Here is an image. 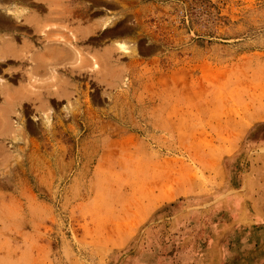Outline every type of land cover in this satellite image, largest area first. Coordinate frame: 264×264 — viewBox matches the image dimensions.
Wrapping results in <instances>:
<instances>
[{
	"label": "rangeland",
	"instance_id": "obj_1",
	"mask_svg": "<svg viewBox=\"0 0 264 264\" xmlns=\"http://www.w3.org/2000/svg\"><path fill=\"white\" fill-rule=\"evenodd\" d=\"M21 1L0 0V264H264V0L72 2L36 35ZM41 31L79 63L30 76Z\"/></svg>",
	"mask_w": 264,
	"mask_h": 264
},
{
	"label": "crops",
	"instance_id": "obj_2",
	"mask_svg": "<svg viewBox=\"0 0 264 264\" xmlns=\"http://www.w3.org/2000/svg\"><path fill=\"white\" fill-rule=\"evenodd\" d=\"M20 2V0H17ZM110 2V0H22L21 2H24L28 5L29 8V14H28V22L30 25V33L32 35L35 34L36 29H40L39 26L44 24L43 22H53L55 20H58L59 18L63 20L64 18H73V12L72 11H67L64 9L65 6H70L72 2ZM66 4V5H65ZM60 5L62 7V11H57L54 10L55 8L53 7H58ZM35 10V12L38 11V15H33L31 14V11ZM65 20V19H64ZM25 29V28H24ZM103 29V27H102ZM42 32V31H41ZM77 38L80 41L83 39L84 32L83 31H77ZM43 34V35H42ZM37 36H33L34 40L36 42H39L38 45H40L43 42H45L44 45L40 47V49H36L37 51L31 52L29 54V57L26 59L31 63L29 72L30 76H34L37 72L42 71L45 74H48V76H57L58 73L56 72V67L55 65H65V61H74V62H69L68 65H73L77 64L79 56L77 55V49L73 48L71 45V41L73 38L69 39V45L63 42L61 38H57V40H52V38L49 36L50 34L52 35V32L50 33H43ZM9 47H6L5 52H10L13 58H19L20 59V50L17 47H14L12 44H8ZM80 52V51H79ZM25 60V61H26ZM86 57L84 58V62H86ZM83 63V61H82ZM47 67L49 69L47 70ZM69 73H73V70L69 68Z\"/></svg>",
	"mask_w": 264,
	"mask_h": 264
},
{
	"label": "bare ground",
	"instance_id": "obj_3",
	"mask_svg": "<svg viewBox=\"0 0 264 264\" xmlns=\"http://www.w3.org/2000/svg\"><path fill=\"white\" fill-rule=\"evenodd\" d=\"M121 46V45H120ZM122 50H124L125 49V47L122 45L121 47H120ZM124 51H126V50H124Z\"/></svg>",
	"mask_w": 264,
	"mask_h": 264
}]
</instances>
